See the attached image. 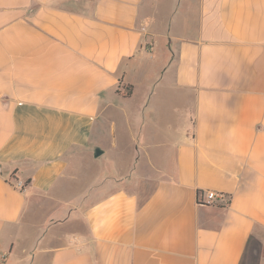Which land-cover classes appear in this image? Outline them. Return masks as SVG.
<instances>
[{
    "label": "crops",
    "instance_id": "1",
    "mask_svg": "<svg viewBox=\"0 0 264 264\" xmlns=\"http://www.w3.org/2000/svg\"><path fill=\"white\" fill-rule=\"evenodd\" d=\"M61 1L0 0V264H264V0ZM126 137L150 192L75 191Z\"/></svg>",
    "mask_w": 264,
    "mask_h": 264
},
{
    "label": "rangeland",
    "instance_id": "2",
    "mask_svg": "<svg viewBox=\"0 0 264 264\" xmlns=\"http://www.w3.org/2000/svg\"><path fill=\"white\" fill-rule=\"evenodd\" d=\"M65 4L70 3V0H62ZM165 32L162 25L158 26V32L155 35V41L159 45L153 48V54L158 62L162 61L166 57ZM151 45L150 40L145 41V46ZM108 144V142L105 141ZM130 139L124 138L119 144L115 146H109L102 156L94 157L89 153L84 152L78 159V167L80 170V186L75 187V191L80 190L82 193L89 190L90 198L93 196L103 195L110 190L118 188L119 186L129 185L130 188L140 193L141 197H145L150 192L152 185V178L147 173V169H143V166H139L135 161L134 156H131L132 150L128 147ZM93 154V153H92ZM141 165V164H140ZM77 176L78 171L75 172ZM147 173V174H146ZM145 185V186H139ZM85 201V203H87ZM85 203H83L85 205ZM82 205V207L84 206ZM64 210V208H61ZM62 214V211L59 213ZM54 214L50 211L49 207H40L34 213L25 214L23 217V224L21 223L20 229L23 231L25 227L32 226L34 229V235L29 238L22 239L23 247L28 249L32 246L33 239L41 232L43 227L52 223L51 219ZM64 216V215H63ZM29 223L28 226H24ZM85 228L83 224L74 225L71 221L59 224L56 226L51 225V231L56 229L63 235V239H66L71 231ZM24 233V232H23ZM60 242V241H58ZM57 242V243H58Z\"/></svg>",
    "mask_w": 264,
    "mask_h": 264
},
{
    "label": "built area",
    "instance_id": "3",
    "mask_svg": "<svg viewBox=\"0 0 264 264\" xmlns=\"http://www.w3.org/2000/svg\"><path fill=\"white\" fill-rule=\"evenodd\" d=\"M16 187H18L19 189H21L22 191L24 190L25 188V183L22 182V181H17L15 183ZM217 197V194L214 192V191H207L205 194H204V199H200L199 202L201 204H206V203H210L212 201H214Z\"/></svg>",
    "mask_w": 264,
    "mask_h": 264
},
{
    "label": "trees",
    "instance_id": "4",
    "mask_svg": "<svg viewBox=\"0 0 264 264\" xmlns=\"http://www.w3.org/2000/svg\"><path fill=\"white\" fill-rule=\"evenodd\" d=\"M117 93H119L120 95H122L123 97H128L131 95L132 93V85L128 84V83H120L118 84V87L116 89ZM28 181H26L25 183H27Z\"/></svg>",
    "mask_w": 264,
    "mask_h": 264
},
{
    "label": "water",
    "instance_id": "5",
    "mask_svg": "<svg viewBox=\"0 0 264 264\" xmlns=\"http://www.w3.org/2000/svg\"><path fill=\"white\" fill-rule=\"evenodd\" d=\"M101 153H102V150L100 148H96L94 150V156H96V157L99 156Z\"/></svg>",
    "mask_w": 264,
    "mask_h": 264
}]
</instances>
